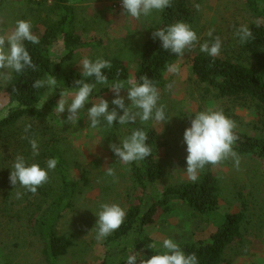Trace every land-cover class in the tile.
<instances>
[{"label": "rangeland", "instance_id": "374dc122", "mask_svg": "<svg viewBox=\"0 0 264 264\" xmlns=\"http://www.w3.org/2000/svg\"><path fill=\"white\" fill-rule=\"evenodd\" d=\"M118 0H72L74 20L82 37L98 40V44L76 53L70 61L62 65L63 73L72 68H81L82 59L92 54L117 55L129 65V77L134 78V71L140 58L143 44L152 39L155 23L160 11L153 10L150 15H141L139 19L124 13V9L114 7ZM199 4L197 22L191 28L197 33L198 42L183 56L172 64L165 73V87L160 92L158 104L165 105V121L157 122L154 119L142 123L137 117L135 123L120 125L118 120L108 126L102 122L97 128H92L87 116V109L93 101L101 97L109 102V110L117 107L111 103L115 98L113 91L98 98H89L85 108L79 110L77 122L65 123L68 111L58 114L55 106L60 99L56 88L52 91L46 88L40 106L47 105L53 114L52 121L56 127L62 148L66 151L69 173L74 180H81L83 170L88 171L89 185L77 194L74 205L65 210L58 220L57 231L69 235L72 246L67 254L58 258V264H103L106 258L109 236L97 240L95 223L101 203H117L125 209L131 199L133 187L126 170L127 164L118 160V157L109 147L110 143L119 144L134 130L137 124L156 128L160 138V148L157 158L162 162L163 177L156 186L163 188L168 183L192 181L189 179L186 167V144L183 133L190 127L192 116L199 111L212 107L222 110L224 114L235 121L237 130L249 134L258 133L257 110L252 106H238L225 99H217L209 94L204 84L196 82L191 74V58L200 50V44L209 40L207 35L214 29V35L222 40L219 53L222 57L236 58L242 55L239 38L235 35L240 25H250L257 20L245 3V0H190ZM264 4V0H259ZM61 13L55 9L51 0H4L0 10V34H8L14 30L18 19L29 21L32 32L42 30L46 22L56 20ZM63 13V12H62ZM97 43V42H96ZM7 46V42H6ZM61 42L53 49L55 58L63 55ZM13 72V71H12ZM12 75V73H11ZM58 86L64 88L63 81L58 79ZM8 82L0 80V117L8 111V96L5 88ZM169 85L171 88L169 90ZM71 94V92H69ZM125 104H129L127 96ZM70 102V96H69ZM118 114L122 110L117 107ZM169 119V120H168ZM168 120V121H167ZM167 121V122H166ZM0 264H45L42 255L43 234L45 225L34 224L28 226L24 206L25 199L17 203L16 193L23 187H14L9 180L11 166L14 162V153L10 148L0 146ZM239 168L235 167L233 158H228L215 166L206 165L198 170V178L204 173H213L221 189L218 209L207 214L194 213L186 203L174 202L167 211L158 210L152 224L145 227L147 235L157 242L171 238L175 242L195 241L208 238L222 222L225 213L239 210L242 197L246 199L249 211L253 215V223L248 234V244L245 253L234 255L232 264H264V163L247 156H239ZM106 167H112L116 173V182L113 177L106 176ZM10 196V198H9ZM40 226V227H39ZM114 252L113 263L121 264V255ZM128 254L122 255V263L126 262ZM137 255V254H135ZM140 255H137L136 264H139Z\"/></svg>", "mask_w": 264, "mask_h": 264}, {"label": "trees", "instance_id": "16d2710c", "mask_svg": "<svg viewBox=\"0 0 264 264\" xmlns=\"http://www.w3.org/2000/svg\"><path fill=\"white\" fill-rule=\"evenodd\" d=\"M45 1V0H42ZM55 9H60L58 19L46 22L42 30L35 29L34 35L39 37L38 44L25 41L35 70L25 68L22 73L12 72L5 92L8 96V111L0 117V146L10 148L14 156L23 155L29 163L37 162L47 169L46 161L57 158L55 169H48L49 179L38 187L33 195L24 188L21 189V200L25 199L24 212L28 226L45 225L43 234L42 255L45 264H58V258L67 254L73 242L69 235L57 231V223L63 212L74 205V199L89 185L88 171L83 170L81 180H74L69 173L66 151L53 125V114L47 105L40 106L46 88L34 89L33 82L55 76L56 91L62 89L74 91V81L85 79L95 83L94 77L82 76L81 68H72L63 73L62 65L73 59L77 52L98 44V40L82 37L74 20L72 0H51ZM4 0H0V10ZM246 5L257 17L250 25L253 38L247 43L240 42L241 53L236 58L209 56L198 50L191 58V74L199 84H204L209 94L217 99H225L238 106H252L257 110L258 133L249 134L234 129L238 136L233 150L238 156L257 158L264 163V4L259 0H245ZM63 12V13H62ZM197 9L190 0H171V6L160 10L155 23V31L160 28L183 21L190 26L197 20ZM259 25V27L257 26ZM61 42L64 54L59 58L53 55L54 46ZM97 42V43H96ZM103 58L111 62L110 69H104L108 84L116 79L125 81L129 77V65L117 55L92 54L89 59ZM178 55L164 50L160 39L152 38L146 41L140 53L137 68L134 71L135 80L147 75L159 93L165 87V73L177 59ZM64 83V88L58 86V79ZM112 91L107 85L96 84L90 98H98ZM121 93L127 96V89ZM31 124L29 132L25 133V125ZM134 129H142L148 135L146 143L151 148V155L139 162L127 164V171L132 184L133 193L128 206L124 209L126 216L122 225L106 240L108 248L103 264H114V252L118 249L123 254L142 255L148 259L156 251H163L162 242H157L145 232V227L152 224L158 210L167 211L170 204L184 202L196 214H207L218 209L221 189L213 173H204L193 181L168 183L163 188L156 186L163 177L164 168L157 158L160 148L159 133L156 128L137 124ZM131 134V133H130ZM29 136L38 141L39 155L33 157L28 139ZM2 159L0 157V167ZM10 198V196H9ZM253 223V215L249 211L248 202L242 197L239 210L225 213L222 222L208 238L195 241L176 242L185 254L195 253L199 264H232L234 255L245 253L248 244V234ZM40 227V226H39ZM155 243L157 249L147 247Z\"/></svg>", "mask_w": 264, "mask_h": 264}, {"label": "clouds", "instance_id": "9594fccd", "mask_svg": "<svg viewBox=\"0 0 264 264\" xmlns=\"http://www.w3.org/2000/svg\"><path fill=\"white\" fill-rule=\"evenodd\" d=\"M121 3L124 13L136 19H139L141 15H150L153 10L160 11L171 6V0H121ZM194 7L199 11L201 6L195 4ZM257 26L259 27V25ZM152 35L153 38L160 39L164 50L178 56H183L186 50L192 49L198 42L197 33L183 21H177L166 28L157 29ZM207 35L209 40L200 44V50L209 56L216 57L221 51L222 40L218 35H214V29H210ZM235 35L241 43H247L249 39L253 38L250 28L243 24L236 28ZM25 41L32 44L40 42L39 37L32 32L31 23L24 19H18L15 22L14 30L10 33L0 34V80L11 81L12 71L22 73L25 68L36 69L37 66L33 63ZM80 66L82 76L85 78L94 77L95 83L77 79L74 81V91L71 94L62 89L60 99L54 109L58 114L64 113L67 109L68 115L64 120L65 123L77 122L79 110L85 108L97 83L107 85V88L114 92L115 98L111 103L121 109L122 114H118L117 107L110 111L109 102L101 97L98 101H93L92 106L87 109V116L92 128H97L102 122L112 126L113 122L117 120L120 125L135 123L137 117L142 123L150 119L157 122L165 121V105L158 104L160 93L147 75H142L139 81L135 79L127 81V87H125L126 82L119 79L109 85L108 77L103 70L111 68L110 61L103 58L93 61L85 56ZM169 68L172 71L176 70L174 65H170ZM32 87L34 89L48 87L53 91L57 88V79L55 76L49 75L46 79L35 80ZM168 87L170 90L171 85ZM122 89H127V98L130 100L127 105L125 98L120 95ZM235 128V121L228 118L222 110L212 107L196 112L192 116L190 127H187L183 133V140L187 146L186 171L190 180L195 182L198 179V170L203 169L206 165L215 166L230 157L233 158L235 167L239 168L240 159L233 150V145L238 139L234 132ZM30 129L31 124L25 125V133ZM22 138L28 139L32 156L39 155L38 141L29 136ZM147 140L148 135L144 130L134 129L130 135L120 140L119 144L110 143L109 147L119 161L129 164L134 161H142L151 155L152 150L146 143ZM57 163V158H50L46 161L47 169H45L39 163H29L25 156L17 155L11 166L10 183L14 187L19 185L34 195L38 187L48 181L47 170L55 169ZM105 175L113 177V182H116V173L112 167H106ZM16 195L17 198H20L22 194L17 192ZM95 215L97 216L96 239L102 240L119 229L124 222L126 212L117 203H101ZM147 247L152 250L157 249L155 243H150ZM162 248L163 251H156L148 259L141 255L139 264H199L195 253L185 254L178 243L171 238L163 240ZM126 261L127 264H136L137 255L129 254Z\"/></svg>", "mask_w": 264, "mask_h": 264}, {"label": "built area", "instance_id": "2783aa9c", "mask_svg": "<svg viewBox=\"0 0 264 264\" xmlns=\"http://www.w3.org/2000/svg\"><path fill=\"white\" fill-rule=\"evenodd\" d=\"M34 1H40V0H34ZM114 7L122 8L121 0L116 1V3L114 4Z\"/></svg>", "mask_w": 264, "mask_h": 264}]
</instances>
